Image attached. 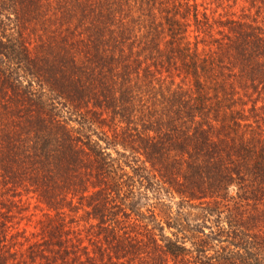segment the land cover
I'll return each instance as SVG.
<instances>
[{
  "label": "trees",
  "instance_id": "obj_1",
  "mask_svg": "<svg viewBox=\"0 0 264 264\" xmlns=\"http://www.w3.org/2000/svg\"><path fill=\"white\" fill-rule=\"evenodd\" d=\"M210 1L0 0V187L52 212L45 263L264 264V0Z\"/></svg>",
  "mask_w": 264,
  "mask_h": 264
},
{
  "label": "rangeland",
  "instance_id": "obj_2",
  "mask_svg": "<svg viewBox=\"0 0 264 264\" xmlns=\"http://www.w3.org/2000/svg\"><path fill=\"white\" fill-rule=\"evenodd\" d=\"M195 1H203L204 6L207 7V11L213 8V3L210 0ZM240 4L241 0H236V4L231 7L230 11L238 14ZM216 12H222V9L217 7ZM14 192L12 194L11 190H5L0 187V211L8 208V211L4 213L5 217H7L4 226L7 232V246L9 245L11 252H13L11 264H48L45 263V258L41 257L38 249L43 247L41 242L46 238L44 237V232L41 230V223H43L42 221L46 214L52 215V212H48L43 204L35 200L32 193L20 188H17ZM147 200H153L150 194H148ZM173 201H176V199H173ZM81 213L79 211L74 216L72 213L65 216V222L69 217H74L72 223H66V225L72 228L66 236V241L67 243L74 242V238H77V243L80 242L79 247L86 245L89 252L91 246L86 241V235L89 233L87 231L88 226L84 223V217L81 216ZM68 237H70L71 241ZM76 252L78 260L83 259L82 250L79 248ZM43 254L48 255L45 250L42 252ZM31 258L33 259L31 260ZM64 264H68V262ZM69 264H77L73 263L72 259L70 260V255Z\"/></svg>",
  "mask_w": 264,
  "mask_h": 264
}]
</instances>
